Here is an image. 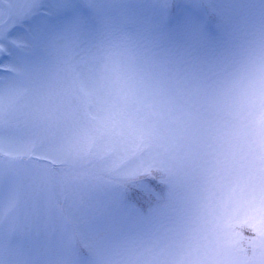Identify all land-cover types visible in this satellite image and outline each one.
Returning a JSON list of instances; mask_svg holds the SVG:
<instances>
[{
	"label": "rangeland",
	"instance_id": "1",
	"mask_svg": "<svg viewBox=\"0 0 264 264\" xmlns=\"http://www.w3.org/2000/svg\"><path fill=\"white\" fill-rule=\"evenodd\" d=\"M10 1L0 264H264V0Z\"/></svg>",
	"mask_w": 264,
	"mask_h": 264
},
{
	"label": "snow or ice",
	"instance_id": "2",
	"mask_svg": "<svg viewBox=\"0 0 264 264\" xmlns=\"http://www.w3.org/2000/svg\"><path fill=\"white\" fill-rule=\"evenodd\" d=\"M94 0H89V3H93ZM200 0H188L189 4L199 3ZM210 2V0H209ZM159 3L162 5V19H168V9L172 5L173 0H159ZM70 27H77V21L73 20L69 22ZM175 29L180 31L190 30L195 33L198 29V24L195 20V17L188 13L185 16L179 17L174 22ZM144 253L135 249H128L127 256L121 261L114 262V264H144ZM102 264H108V262H102Z\"/></svg>",
	"mask_w": 264,
	"mask_h": 264
},
{
	"label": "trees",
	"instance_id": "3",
	"mask_svg": "<svg viewBox=\"0 0 264 264\" xmlns=\"http://www.w3.org/2000/svg\"><path fill=\"white\" fill-rule=\"evenodd\" d=\"M28 160L33 161V162H35L36 164H39V165L48 166L53 171H54V169L60 170L63 167L61 165V163L60 164L59 163H52L49 160L42 159V158L30 157ZM137 195H138V192L129 191L126 200L129 203V205L131 206V208L136 207L138 210H140V208L138 207V205H143V204L140 203L141 201H139V199H137ZM240 227L241 228L237 227L236 230L237 231H240L241 234H244V236L246 237V240H247L248 237L252 235V233H253L252 230L250 228L248 229L247 227H243V226H240ZM243 243H245V242H243Z\"/></svg>",
	"mask_w": 264,
	"mask_h": 264
},
{
	"label": "flooded vegetation",
	"instance_id": "4",
	"mask_svg": "<svg viewBox=\"0 0 264 264\" xmlns=\"http://www.w3.org/2000/svg\"><path fill=\"white\" fill-rule=\"evenodd\" d=\"M2 2H5V3H8L9 5H10V7L12 6V4H11V1L10 0H1ZM12 9V8H11ZM4 12H6L7 13V6L5 5V4H3V5H0V20L2 19V17L4 16ZM7 26V23L6 24H4L3 23V20H1L0 21V30H4L5 29V32H6V30H8V33H10V31H11V29H6L5 27ZM4 28V29H3ZM5 58V57H8L7 56V54L6 53H3V52H1L0 51V58ZM3 67V70L2 71H4V69H5V67H7V66H1L0 65V68H2Z\"/></svg>",
	"mask_w": 264,
	"mask_h": 264
},
{
	"label": "water",
	"instance_id": "5",
	"mask_svg": "<svg viewBox=\"0 0 264 264\" xmlns=\"http://www.w3.org/2000/svg\"><path fill=\"white\" fill-rule=\"evenodd\" d=\"M3 4H5V5L7 6L8 10H10L9 4H8V3H5V2H2V1L0 0V5H3Z\"/></svg>",
	"mask_w": 264,
	"mask_h": 264
}]
</instances>
